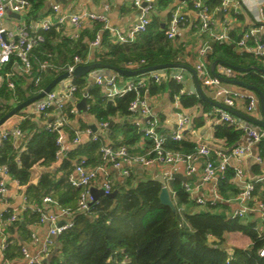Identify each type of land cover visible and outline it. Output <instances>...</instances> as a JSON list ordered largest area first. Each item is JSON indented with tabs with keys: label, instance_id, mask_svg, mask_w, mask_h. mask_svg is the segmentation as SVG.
I'll return each mask as SVG.
<instances>
[{
	"label": "trees",
	"instance_id": "16d2710c",
	"mask_svg": "<svg viewBox=\"0 0 264 264\" xmlns=\"http://www.w3.org/2000/svg\"><path fill=\"white\" fill-rule=\"evenodd\" d=\"M46 2L47 0H30L31 10L28 15L31 19L39 14ZM204 2L210 9L220 5V0H204ZM168 18L162 22L158 17L152 18L147 30L137 35L131 43H113L109 40L107 32L102 31L101 47L94 49L91 57H88L91 48L90 42L99 32L100 23L96 22L92 28L85 29L77 40L62 36L60 43L56 44L55 35L57 32L61 33V30L52 28L45 31L43 33L44 40L32 49L30 55L34 66L32 76L40 74L41 81L38 85H34L32 79L28 84L24 75L18 73L16 74L18 81L15 82L14 90L10 89L6 83L1 84L0 117L14 106L9 103L10 100L15 99L14 104L24 101L37 94L54 77L63 73L62 69L53 68L40 73L37 67L44 59H49L56 67L68 63L73 55H79L83 59L88 57V63L99 62L126 69V64L129 61L138 62L141 59L144 60V64L139 65L136 69L156 64L175 63L178 51L171 44V39L165 35ZM85 37L88 38V41H84ZM60 44L65 46L69 53L68 56H64L62 62L58 61L57 56ZM211 46V54L207 58L208 64L214 60H221L240 67L258 66L264 68L254 62L239 63L237 59L240 55L234 51L230 41L212 42ZM243 54L252 56L248 53ZM14 59L12 57V60ZM12 62L7 66L8 71L12 70ZM170 69L167 68V70ZM132 77H138V75ZM122 78L131 77L122 76ZM238 78L255 85L264 97V79L259 73L249 70ZM18 82L26 84V87L21 88ZM73 82L77 84L78 89L73 95L74 99H70L67 108H65L66 111L74 102L86 95L88 114L96 121L110 123L117 116L124 117L119 122H113L107 130L108 137H111L112 132L114 133L118 127L124 134L121 140L110 142L113 147L123 145L130 152H142L132 148L141 138L146 140V147L150 145V141L133 124L127 108L135 96L134 91L126 92L113 99H106L102 88L89 83L85 76L73 77ZM182 88L181 83L170 79L160 82L148 80L146 85L139 87L138 90L143 95L146 92L148 96L167 90L170 99L174 100V96H178L179 103L184 108L201 105L205 111H210L213 103L201 99L194 93H180ZM208 98L210 99V97ZM74 117L73 114H68L69 120ZM31 118L32 116L23 119L19 125L20 130L27 129L28 133L31 132L29 135H25L26 149L23 152L16 151L12 138L3 141L0 145V162L6 165L9 175L20 185L29 183L31 169L35 165L54 160L56 150V133L49 131L44 125L37 127ZM88 128L91 127L88 126ZM63 129L68 137L71 135V139L74 137L75 131L80 130L71 127L70 121L65 124ZM93 131L99 140H88L78 146L85 147L79 154L84 153L82 155L86 157L90 166L102 161L99 147L102 142H105L96 129ZM244 135L242 129L232 125L225 123L214 125V136L222 140L226 148H232L239 144ZM167 146L190 152L194 149L195 144L188 140H168ZM257 147L259 155L264 157L262 143H258ZM91 152L94 154L91 155ZM70 153L68 150L67 156L60 161L59 169H64L65 173L59 177H56L55 173H44L35 184L28 186L25 194L30 203L40 204L41 197L48 194L61 206L75 209L80 189L71 186L67 177L74 166L72 155L78 152ZM233 173V170L229 168L225 177L218 181L217 194L220 198L226 199L225 190H234L235 194L238 192L235 184L230 182ZM161 187L162 184L156 180L142 181L141 178L136 177L134 171L124 178L122 184L112 183V191L118 190L116 196L109 198L102 195L90 204L88 211L76 212L73 216L72 227L56 238L48 260L43 264H264V258L258 255V249L264 240V233L259 235L255 230V221L227 215L218 209L224 207L223 203L219 201L214 203L206 201L203 209L191 211V207L197 206V204L178 178H173L169 182V193L174 203V209H172L160 202ZM254 196L258 199H253L251 204L255 201L264 202V191L258 192V187L255 185L252 192V197ZM23 217L27 224L37 223L39 219L37 212L31 208L23 210ZM17 224H5L2 227L1 232L7 241V246L2 253L7 260L15 254H20V243H17V239L10 235ZM19 230H22L23 235L28 233L26 227H19ZM233 232L247 236L251 240V244L246 249L235 247L230 259L226 262L228 252L224 245L225 235ZM211 238H216V240L211 241Z\"/></svg>",
	"mask_w": 264,
	"mask_h": 264
},
{
	"label": "built area",
	"instance_id": "2783aa9c",
	"mask_svg": "<svg viewBox=\"0 0 264 264\" xmlns=\"http://www.w3.org/2000/svg\"><path fill=\"white\" fill-rule=\"evenodd\" d=\"M188 1L192 3L194 9L197 11L199 30L207 36L209 41L219 43L230 41L225 26L222 27L221 31L215 30V14L205 4L204 0ZM234 3H236L235 0H220L219 10L223 13L228 12ZM132 4L139 11L138 18L124 29L109 25L105 15L86 10L67 14L66 11L60 9L56 2H53L50 13L35 22L34 30L31 31L25 24H20L17 27V31L13 33L12 31L6 30L2 25L6 11L9 10L12 13L20 15V13L29 8L30 0H0V85L6 83L10 89L14 90L16 86L14 74L17 72L29 76L31 78L30 82L33 79V84L38 85L41 81V75L32 76L34 66L30 56L31 51L44 40L43 33L45 31L52 28L63 30L65 21H68L70 24L66 36L72 40L80 38L81 33L87 28H92L94 23H100L101 28L99 32L95 34L93 40L90 42V47L93 49L101 47L102 31L107 32L109 40L113 43L122 44L133 42L137 35L147 30L151 22L154 0H132ZM258 5V12L262 17L264 16L262 2ZM183 21L184 17L181 13H171L166 21L165 35L168 39L175 37ZM235 45L240 51L251 54L264 63V36L259 34V29L256 26L244 30L235 41ZM211 50V44L203 43L198 49L200 58L193 65L202 91L206 95L203 87L209 89L211 99L218 104L211 111L207 112L206 115L211 116L215 124L225 123L242 129L245 133L243 141L232 148H226L223 142L222 146L214 147L202 143L196 138L193 142L195 147L190 152L169 148L167 146L168 140H183L185 133L190 132V130L192 131V128H194L192 117L187 113L177 114L171 132L168 135L163 134L158 129L159 120L152 113L148 94L146 92L144 95L141 94L138 88L144 87L148 80L160 82L173 79L181 83L183 80L182 73H169L166 71V68L162 71H148L147 73L138 74V77L131 76V78L124 79L117 72L105 74L98 69L90 71L85 75L86 79L89 83L100 86L106 99L122 96L129 91L135 92V96L129 102L127 108L131 114L133 124L150 141V145L143 148L142 152H130L126 146L113 147L110 142L104 140L105 142H102L99 147V152L102 157L100 163L90 166L85 156L81 155L77 157L74 161L73 169L67 177L71 186L80 189L77 205L74 210L61 206L48 194L41 197L40 204H28V197L23 192L22 200L24 202L20 210L23 211L27 208L33 209L39 217L37 223L48 222L49 228L48 235L43 240H40L31 231L29 233V241L20 244L22 264H43L42 260L48 257L51 251L50 248L56 241L54 239L72 227L74 214L76 212L88 211L90 202L94 203L96 201L90 194L89 188L95 185L97 179L100 178L99 187L103 190V195H108L112 192L111 171L115 170L121 178H126L135 166L146 168L150 165H168L171 167L181 165L186 175L192 176L197 171L196 164L200 163V179L203 182H212L215 185L216 191L218 181L223 179L227 170L231 168L234 172L232 180L238 188L234 199L238 202L239 206L229 216L245 219L251 213L260 212V222L264 226V202L255 201L251 204L253 200L252 192L254 190V182L246 179L243 169L238 165L242 158L248 155L252 147H256L258 143H262L264 147V127L254 123H245V120L243 121L237 115L226 110V108L232 109L236 104L241 103L244 104L246 115L252 117V114L259 106L258 94L254 90L224 82L213 75L207 61L203 60V57L210 53ZM12 57L15 59L12 60ZM88 57L83 59L79 55H73L68 63L60 67L54 66L49 59H44L38 64L37 70L42 73L49 68H53L62 69L63 72L71 73L77 65L87 64L89 62ZM11 61H13L12 70L4 73L7 65ZM141 64H144L143 59L138 62L129 61L126 67L127 69H136ZM216 72L225 77H233L231 70L227 68L222 69L221 66ZM262 77L264 79V75ZM77 89L78 86L73 82V76L66 78L57 83L43 97L27 106L25 110H22L24 112L19 115L21 120L29 116L39 117L44 121L43 125L46 129L56 133L54 160L57 162L65 158L69 150L65 142L67 134L63 129L65 124L70 121L68 114H73L74 116L79 114L74 104L76 102L69 107L68 111L65 110L70 99H74L73 95ZM183 92L192 93L188 89L184 90L182 88L180 93ZM175 99H178V96H174V101ZM53 108H57L58 112L54 118L50 119L49 113ZM108 124L106 121L98 122L95 125L97 133L100 134V131H105L108 128ZM83 133L88 135L91 141L99 140L95 131L87 127L83 130H76L71 142L78 144L81 140L80 135ZM21 136L22 131L18 125L0 129V145L9 138L15 141V139ZM255 160L257 162L261 161L258 153L255 156ZM10 184L19 187L23 186L9 175L6 165L0 162V198L3 199L4 204L7 203L5 196L9 191ZM183 184L185 190L190 193V184L187 182ZM220 199L217 193L211 200H206L201 197L194 198L195 203L200 206H204L206 201L214 203ZM19 218L20 215L17 210L7 208L0 211V251H3L7 246L6 237L1 232L2 227L5 224L17 223ZM254 228L259 235L262 234L259 226L255 225ZM32 246L34 247L33 249L31 248ZM231 255V253L228 254L226 262H228ZM258 255L264 258V240L258 249Z\"/></svg>",
	"mask_w": 264,
	"mask_h": 264
},
{
	"label": "crops",
	"instance_id": "0c3cea01",
	"mask_svg": "<svg viewBox=\"0 0 264 264\" xmlns=\"http://www.w3.org/2000/svg\"><path fill=\"white\" fill-rule=\"evenodd\" d=\"M236 3H234L228 12H221L219 10V7L211 8V10L215 14V30H222V27H226V31L230 37L231 46L234 48V51L237 54H243L246 52L240 51L236 45L235 41L240 37V35L243 33L244 30H246L249 27L256 26L259 29V34L261 36H264V16H260L258 12L259 3L262 2V9L264 10V0H235ZM54 2V0H47L46 4L44 5L43 9L39 12V14L35 15V18L31 19L29 14L30 6L28 9L24 10V12L20 13L19 17L16 15V13H12L11 11L7 10L3 20L2 25L6 30L12 31L15 33L17 31V27L20 24H25L31 31L34 30V24L37 20L44 17L51 11V4ZM60 9L62 11H66L67 14L79 12L82 10L90 11L96 14L105 15L108 21V24L111 26H116L119 28H126L133 22H135L138 18L139 11L136 9L133 4L132 0H59L56 2ZM258 3V4H257ZM177 12L181 13L184 17L183 23L179 26V29L173 39H171V44L175 49H177L178 57L175 61V63H181L188 66L193 67L194 63L197 61L198 58H200L198 54V49L203 43H209L212 42L208 40L207 36L202 33L198 28V18H197V11L194 9L192 3L188 0H154V7L153 11L151 13V19L154 17L160 18V21H165L168 16L171 15V13ZM63 30H61V33H56L55 35V44L60 43V38L62 36H66L67 32L70 28V24L68 21H65L63 24ZM84 41H88V38H83ZM90 54L91 57L93 54L94 49L90 48ZM58 52V61L62 62L64 60V56H68L69 53H67L65 46L59 45V48L57 50ZM211 54L208 53L205 57H203V60L207 61L208 55ZM210 65V64H209ZM8 66V65H7ZM220 66L223 68L228 67L216 64V71L219 70ZM6 70L8 71L7 67ZM4 71L6 73L7 71ZM100 72L108 74L111 71L109 69H98ZM233 72L232 78H238L237 72L235 70L229 69ZM169 73H182L183 74V80L185 79L188 84L191 83L192 77L191 75H186L184 73V68L177 67V68H171L170 70H167ZM9 72V71H8ZM20 74L21 72H17L14 74V77L17 80L16 74ZM241 73V72H239ZM24 75L23 77L29 84L30 77L25 75L24 73H21ZM242 75V74H241ZM19 83V82H18ZM235 85V84H233ZM19 86L21 88L26 87V84H20ZM184 90H187V86L182 85ZM238 86V85H237ZM241 87V86H239ZM256 92V91H255ZM257 93V92H256ZM207 96V95H206ZM259 98V96H258ZM15 102V99L13 100ZM12 100H10L11 104ZM13 102V104H14ZM149 102L151 104L152 113L158 117L159 124L158 129L163 134H169L171 132V129L174 126V121L176 120L177 114L181 113H187L192 117V122L194 123V128H192V131L185 133V138L183 140H188L191 142H194L196 138L199 139L200 142L205 143L209 146H222V140L216 138L214 136V121L211 118V116L206 115L207 111L203 109L201 105H195L192 107L184 108L179 103L178 99L171 100L170 96L168 94V91L165 90L164 92H159L155 95L149 96ZM15 105V104H14ZM217 106L216 104H212V108ZM232 110L244 114L245 108L244 104L238 103ZM24 112V111H23ZM21 112H17L14 116L6 120L0 127V129L5 128H11L14 125H20L21 119L19 118V115ZM57 108H53L50 110L49 117L54 118L57 115ZM240 119H242L245 123H252L240 116H238ZM124 117L117 116L111 121V125L113 122H119L123 120ZM252 119L254 120H261L262 119V112L260 110V106H258L257 110L252 114ZM31 121L35 122L37 127H41L44 124V121L36 116H32ZM98 121H96L90 114H78L75 116L72 120H70V125L74 129H80L83 130L86 127L94 128V125H96ZM110 125V126H111ZM20 127V126H19ZM109 128L105 129V131H100V134L102 135L103 139L106 142H112V141H119L123 138V132L118 129L114 133L112 132L111 137H108L107 130ZM22 131V130H21ZM31 132L28 133V130L25 129L22 131V136L20 138L15 139L14 145L16 146V151L18 153L23 152L26 149L25 145V135H29ZM80 142L78 144H73L71 142V135L68 137L66 135V145L67 148L70 150V152L73 154L75 152H78L77 154L72 155V164L74 163L75 159L79 157L80 155L84 154L83 152L80 153V151L84 150L85 147H78L79 144H84L89 140V136L86 134L80 135ZM243 141V140H242ZM241 141V142H242ZM146 140L144 138H141L137 143L133 145L132 148H134L137 151H142L143 148L146 147ZM70 153V154H71ZM259 154L258 147H252L250 149V152L248 155H245L241 162L238 163L240 168L243 169L245 173L246 179L253 181L254 185L258 187V192L264 191V157H261V161L257 162L255 160L256 154ZM79 154V155H78ZM94 153L91 152V155ZM97 157L95 158V160ZM60 162H57L55 160L51 161H45L43 163H38L31 169V174L29 178V183L26 185H23L21 187L10 184L9 191L5 196V199L7 201L6 204L3 203V199L0 198V211L5 209L10 210H17L19 212L20 218L17 222V226L14 227L13 232L10 234L12 237L17 239V243H23L26 241H29V232L33 231L40 240H43L48 235V228L49 224L48 222L43 223H25L23 220V211L21 206L23 205L22 200V194L23 192L26 193L27 188L31 184H35L40 176L44 173H55L56 177L61 176L63 173H65L64 169H59ZM197 171L192 175V179L187 181V183L190 184L191 190H190V197L196 198L201 197L206 200H211L214 198V195L216 196V189L215 185H213L212 182H203L200 179V171H201V164H196ZM136 173L137 178H148L152 179L156 175H162L165 179V184L169 188V182L173 177H170V174L173 173H180L182 175H186L185 170L183 166L178 165L175 167H171L168 165H150L146 168H142L139 166H135L132 168V172ZM111 180L112 183H120L122 184L124 181V178H121L120 175L115 170L111 171ZM231 183H234L232 178L230 179ZM95 187H99L98 179L94 185ZM225 197L226 199L221 198L219 202H222L224 207L218 208L219 210L223 211L227 215H230L235 209L238 208L239 204L234 199L235 192L234 190H225ZM46 195V194H45ZM29 196V195H28ZM253 199H258L255 196ZM28 204H33L29 202ZM204 206L195 205L191 207V211H198L200 209H203ZM20 210V211H19ZM22 211V212H21ZM246 220H252L255 221V225L259 226L264 233V226L260 222V218L257 215V212L251 213L248 215ZM243 220V221H246ZM19 227H26L28 230V233H24L23 235L22 230H19ZM26 236V237H23ZM1 238V237H0ZM25 238V239H24ZM56 240V239H54ZM212 240H216V238H211ZM56 242V241H55ZM13 244V242H12ZM55 244V243H54ZM54 244L51 246L54 247ZM251 240L238 232H233L225 235V248L227 249L228 254L232 253V250L237 248H243L246 249L250 246ZM34 248L33 246L31 247ZM50 248V249H51ZM22 264L23 260L21 259V255L15 254L11 259L7 260L4 258L2 251H0V264Z\"/></svg>",
	"mask_w": 264,
	"mask_h": 264
},
{
	"label": "water",
	"instance_id": "95a60500",
	"mask_svg": "<svg viewBox=\"0 0 264 264\" xmlns=\"http://www.w3.org/2000/svg\"><path fill=\"white\" fill-rule=\"evenodd\" d=\"M58 1L59 0H54V2H58ZM16 15L19 17V14L16 13ZM218 63L228 67L229 69H232V70H235L236 72H241V73L247 72L249 70H254L257 73H259L261 76L264 75V68L258 67V66L240 67L237 65H233V64L221 61V60H214L209 65L210 71L212 72V74L217 76L222 81L227 82V83H231V84H235V85L247 88V89H251V90H254L257 92V94L259 96V106H260V110L262 112V119L261 120H254L247 115L238 113V112H236L232 109H229V108H226V110H228L229 112H231L237 116H240V117H242V118L258 125V126L264 127V97L262 96L259 89L255 85L249 84V83H247L241 79L229 78V77H225L223 75H220L219 73H217L215 71V66ZM177 67L184 68V73L188 76L191 75V77H192V81L190 84H188L187 81L184 79L181 81L182 85L187 86V89L189 91H191L192 93H196L201 99L208 101L209 103L216 104L215 102L211 101L202 91L201 86H200L198 79L196 77V72H195L194 68L191 66L181 64V63H163V64H156V65H152V66L142 67L139 69H126V68H120V67L105 65V64H102L99 62H92V63L82 64V65H77L71 73L63 72V73L57 75L43 89H41L37 94H34V95L26 98L24 101H21L20 103L15 104L7 113H5L2 117H0V127L6 120H8L12 116H14L17 112H20L23 108L29 106L30 104L34 103L36 100L43 97L45 95V93L49 92L52 88H54L57 85V83L61 82L62 80L66 79V78H69L71 76H73V77L85 76L87 73H89L92 70L109 69L111 72H117L121 76L131 77V76H135L138 74L147 73L148 71H154V70L162 71L166 68H177ZM216 105H218V104H216ZM75 107L77 108V111L80 114H82V113L87 114L88 113L87 103H86L85 97H82L79 101H77L75 104ZM110 125H111V122L108 124V128L110 127ZM171 177L178 178L183 183L192 179L191 175H182L180 173H173V174H171ZM141 180L142 181H148L151 179L142 178ZM152 180H156L162 184V187H161L160 192H159L160 202L162 204L168 205L172 209H174V203L170 197L169 189H168V186L165 184L164 177L162 175H156L152 178ZM98 182H100V178L98 179ZM89 191H90V194L92 195L94 200L98 199L100 196L103 195V190L100 187L91 186L89 188ZM117 192H118V190L114 189L110 194L105 195V196H107L109 198H114L116 196ZM90 204H92V202H90ZM47 260H48V257L44 258L42 260V262L46 263Z\"/></svg>",
	"mask_w": 264,
	"mask_h": 264
},
{
	"label": "rangeland",
	"instance_id": "374dc122",
	"mask_svg": "<svg viewBox=\"0 0 264 264\" xmlns=\"http://www.w3.org/2000/svg\"><path fill=\"white\" fill-rule=\"evenodd\" d=\"M237 61L239 62V63H242V64H247V63H250V62H254V63H256L257 65H262V66H264V63H262L260 60H258V59H256V58H253L252 56H249V55H246V54H240V56H239V58L237 59ZM242 73H239V72H237V76H240ZM234 86H237V85H234ZM203 89H204V91H205V93H206V95L208 96V97H210V99H211V94H210V92L208 91L209 89H205L204 87H203ZM212 101H214L213 99H211ZM13 100H12V102H11V105H14L13 104ZM26 109V107L25 108H23L22 110H25ZM21 110V111H22ZM20 111V112H21ZM117 130H115V132H116ZM81 156V155H80ZM257 215H258V217H260V212H257Z\"/></svg>",
	"mask_w": 264,
	"mask_h": 264
}]
</instances>
